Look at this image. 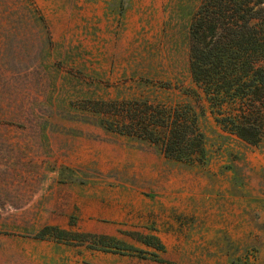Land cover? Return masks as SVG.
I'll return each mask as SVG.
<instances>
[{
	"label": "rangeland",
	"instance_id": "1",
	"mask_svg": "<svg viewBox=\"0 0 264 264\" xmlns=\"http://www.w3.org/2000/svg\"><path fill=\"white\" fill-rule=\"evenodd\" d=\"M35 1L53 52L26 74L0 62V264H233L248 253L264 264V146L221 132L209 115L212 160L187 167L63 113L82 84L93 93L92 77L117 84L149 74L195 87L174 0H129L124 13L122 0ZM51 227L148 251L130 234L154 233L165 251L119 254L36 237Z\"/></svg>",
	"mask_w": 264,
	"mask_h": 264
},
{
	"label": "trees",
	"instance_id": "2",
	"mask_svg": "<svg viewBox=\"0 0 264 264\" xmlns=\"http://www.w3.org/2000/svg\"><path fill=\"white\" fill-rule=\"evenodd\" d=\"M121 3L124 13L129 0ZM170 9L176 33L186 29L195 87L149 74L123 76L117 84L92 77L88 90L95 94L85 93L82 84L76 103L64 100L66 118L153 147L187 167H204L212 160L209 115L221 132L264 146V0H174ZM54 47L50 21L35 0H0V62L26 74L39 68ZM102 85L105 92H100ZM49 229L36 237L89 242L91 248L119 254L158 258L165 251L154 233L130 234L155 250L148 251L116 237ZM232 263L252 264L250 254Z\"/></svg>",
	"mask_w": 264,
	"mask_h": 264
}]
</instances>
